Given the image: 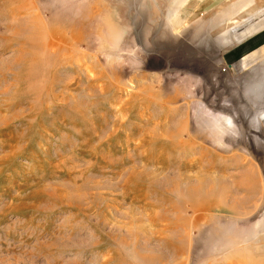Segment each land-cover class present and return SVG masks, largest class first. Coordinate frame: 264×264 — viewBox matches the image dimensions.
I'll use <instances>...</instances> for the list:
<instances>
[{
  "label": "rangeland",
  "instance_id": "1",
  "mask_svg": "<svg viewBox=\"0 0 264 264\" xmlns=\"http://www.w3.org/2000/svg\"><path fill=\"white\" fill-rule=\"evenodd\" d=\"M200 8L0 0V264H264V59L211 81Z\"/></svg>",
  "mask_w": 264,
  "mask_h": 264
},
{
  "label": "crops",
  "instance_id": "2",
  "mask_svg": "<svg viewBox=\"0 0 264 264\" xmlns=\"http://www.w3.org/2000/svg\"><path fill=\"white\" fill-rule=\"evenodd\" d=\"M188 1V0H186ZM225 0H204V8L199 10L204 11V27L215 26L219 21H224L226 18L230 24V17H234L238 23L233 24L228 35H218L215 38L204 36L201 39L184 40L185 48L194 53L198 57L204 59L205 74L214 81L215 76H233V74L240 73L243 70H248L252 65L264 59V0H253L250 5L255 6L253 16L248 15V18L238 20L235 16L238 11L229 7L227 12L219 10L216 14L209 16L212 10L219 2ZM249 5V6H250ZM211 6V8H210ZM235 10V11H234ZM197 11V10H195ZM219 15V16H217ZM228 15V16H227ZM232 25V23H231ZM250 27L251 32L246 33L245 29ZM243 31L246 34H241ZM227 65V73L221 72V67ZM195 91L198 87L204 90V85L201 86L195 79L192 78ZM218 86L215 83H209L216 91L235 92L239 88L236 84L227 83Z\"/></svg>",
  "mask_w": 264,
  "mask_h": 264
},
{
  "label": "bare ground",
  "instance_id": "3",
  "mask_svg": "<svg viewBox=\"0 0 264 264\" xmlns=\"http://www.w3.org/2000/svg\"><path fill=\"white\" fill-rule=\"evenodd\" d=\"M251 2H252V0H249V3H250V4H251ZM250 4H249V5H250ZM249 5H248V4H247V5H243V7H244V6L246 7V6H249ZM250 6H251V5H250ZM16 8H17V7H16ZM18 8H19V7H18ZM246 8H247V7H246ZM19 9H20V8H19ZM14 10H16V9H14ZM236 10H237V9H236ZM241 11H242V10H241ZM15 12H17V10H16ZM22 12H23V11H22ZM22 12L19 10V11L17 12V14H19V13L21 14ZM244 12H245V11H244ZM22 14H23V13H22ZM240 16H241V15H240ZM247 16H248V15H247ZM233 20H234V21L232 22V25H233V24L235 25V24L238 23V21H237L234 17H233ZM35 25H36V24H35ZM251 30H253V29H251L250 27H247V29H245V32H246V33H249V32H251ZM35 33H36V31H35ZM246 33H244V34H246ZM32 40H33V39H32ZM27 45H28V44H27ZM29 45H30V44H29ZM51 46H52V45H51ZM27 47H28V46H27ZM38 47H39V46H38ZM23 86H24V85H23ZM172 147H173V146H172ZM173 150H174V149H173ZM177 151H178V150H177ZM175 152H176V151H175ZM191 163H192V162H191ZM191 163H190V164H191ZM214 170H215V169H214ZM204 207L208 210V207L211 208L212 206H211V205H205ZM205 208H203V209H205ZM210 210H211V209H210ZM116 253H117V252H116ZM115 256H116V257H114V258H115V259H114V263H115V264H121V261H122V260H121L120 255L117 253ZM114 263H113V264H114ZM108 264H109V263H108ZM110 264H111V263H110Z\"/></svg>",
  "mask_w": 264,
  "mask_h": 264
}]
</instances>
